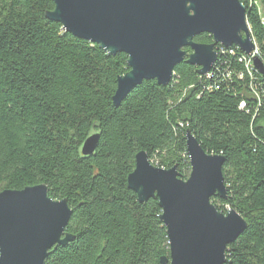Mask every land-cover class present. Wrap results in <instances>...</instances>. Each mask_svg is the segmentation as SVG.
Listing matches in <instances>:
<instances>
[{"label": "trees", "instance_id": "obj_1", "mask_svg": "<svg viewBox=\"0 0 264 264\" xmlns=\"http://www.w3.org/2000/svg\"><path fill=\"white\" fill-rule=\"evenodd\" d=\"M240 2L264 63V0ZM53 10L52 0H0V193L45 185L51 198L67 200L73 210L66 233L75 240L53 249L45 264L170 259L158 200L141 204L128 177L136 155L146 152L153 165L176 167L187 180V131L207 153L225 157L227 199L211 203L247 223L228 246L225 264H264V78L252 69L258 101L240 61L247 55L237 47L220 52L214 77L183 62L167 87L145 81L116 107L127 55L110 56L65 32L46 18ZM195 42L213 39L202 34ZM226 72L230 77L221 79ZM96 133L97 150L84 158L82 145Z\"/></svg>", "mask_w": 264, "mask_h": 264}, {"label": "water", "instance_id": "obj_2", "mask_svg": "<svg viewBox=\"0 0 264 264\" xmlns=\"http://www.w3.org/2000/svg\"><path fill=\"white\" fill-rule=\"evenodd\" d=\"M46 14L73 36L98 45L105 53L127 55L129 71L118 78L113 98L119 107L145 81L167 87L176 66L185 62L207 75L218 59L217 45L255 49L245 6L240 0H52ZM208 34L213 44L195 42ZM189 48L191 54L185 49ZM264 78V63L254 60ZM99 134L81 148L84 158L95 154ZM191 173L180 178L177 168L153 165L146 152L135 157L128 189L141 204L157 199L167 230L170 259L161 264H225L227 248L246 230L235 210L223 214L211 203L227 199L225 157L207 153L190 131L186 133ZM73 210L67 200L49 196L45 185L0 193V264H45L49 253L66 247L75 236L66 233Z\"/></svg>", "mask_w": 264, "mask_h": 264}, {"label": "built area", "instance_id": "obj_3", "mask_svg": "<svg viewBox=\"0 0 264 264\" xmlns=\"http://www.w3.org/2000/svg\"><path fill=\"white\" fill-rule=\"evenodd\" d=\"M222 47V46H221ZM227 50L224 48V47H222V48H218V50H217V53L218 54H220V52H221V54L222 53H225ZM229 54H233V53H229ZM249 57V60H250V63H251V65H252V67H253V70H255L256 72H258L255 68H254V65H253V63H254V60L255 59H258L257 57H256V54H255V52H253L250 56H248ZM259 60V59H258ZM213 68H215V65L213 66ZM213 68H212V70L207 74V75H205L206 77H214L215 75H216V70H218V75L220 74V68H215V71L213 70ZM225 74H227V72L225 73ZM225 74H221L220 75V77H221V79H227V78H229L230 77V73H228L227 75H225ZM242 77V75L240 76V78ZM255 77L253 76V82H251L250 84V87H251V90H252V92L254 93V97L259 101V97H258V94L255 92V89L253 88V86H254V83H255ZM216 89H219V87L220 86H214ZM242 107H245V103L243 102L242 103V105H241Z\"/></svg>", "mask_w": 264, "mask_h": 264}, {"label": "bare ground", "instance_id": "obj_4", "mask_svg": "<svg viewBox=\"0 0 264 264\" xmlns=\"http://www.w3.org/2000/svg\"><path fill=\"white\" fill-rule=\"evenodd\" d=\"M233 49V48H232ZM226 50H228V53H233V51L231 50V51H229L230 49H226ZM255 54H256V57L260 60V58H259V53H258V50L256 49L255 51ZM219 55L220 54H218V58H219ZM242 59V58H241ZM240 59V61L241 62H244V64H245V70L249 73V75L251 76V77H253V75L251 74V71H253L252 69H253V67H252V65H251V63H250V60H249V57L247 56L246 58H244V59H242L241 60ZM218 60V59H217ZM220 61H222V60H220ZM261 61V60H260ZM217 63V62H216ZM216 63H215V68H220L218 65H216ZM243 64V63H242ZM223 66V65H222ZM255 77V76H254Z\"/></svg>", "mask_w": 264, "mask_h": 264}, {"label": "rangeland", "instance_id": "obj_5", "mask_svg": "<svg viewBox=\"0 0 264 264\" xmlns=\"http://www.w3.org/2000/svg\"><path fill=\"white\" fill-rule=\"evenodd\" d=\"M254 2H255L257 5H259L258 2H256V1H254ZM253 42H254V41H253ZM254 43H255V42H254ZM256 49H257V46H256V44H255V49H254V51H255ZM254 51H253V52H254ZM253 52H252V53H253ZM246 55H247V54H246ZM247 56H250V55H247ZM261 62H262V61H261ZM262 63H263V62H262ZM251 94H252V93H251ZM252 95H253V94H252ZM255 99H256V98H255ZM213 205H214V204H213Z\"/></svg>", "mask_w": 264, "mask_h": 264}]
</instances>
